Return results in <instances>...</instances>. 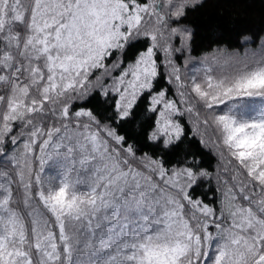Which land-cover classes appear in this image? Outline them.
I'll use <instances>...</instances> for the list:
<instances>
[{"label":"snow or ice","instance_id":"6c2138e0","mask_svg":"<svg viewBox=\"0 0 264 264\" xmlns=\"http://www.w3.org/2000/svg\"><path fill=\"white\" fill-rule=\"evenodd\" d=\"M200 2L0 0V264H264V33L189 75Z\"/></svg>","mask_w":264,"mask_h":264},{"label":"trees","instance_id":"16d2710c","mask_svg":"<svg viewBox=\"0 0 264 264\" xmlns=\"http://www.w3.org/2000/svg\"><path fill=\"white\" fill-rule=\"evenodd\" d=\"M184 23L193 31L190 55L198 58L211 54L218 45L234 47L241 32L264 33V0H201L188 10ZM192 143L209 153V149L198 144L197 138H192ZM205 161L211 166L216 164L210 153Z\"/></svg>","mask_w":264,"mask_h":264},{"label":"rangeland","instance_id":"374dc122","mask_svg":"<svg viewBox=\"0 0 264 264\" xmlns=\"http://www.w3.org/2000/svg\"><path fill=\"white\" fill-rule=\"evenodd\" d=\"M212 54V53H211ZM211 54H208V55H203L201 57H198V58H194L193 61L191 63H189L187 65V68L185 69V71L191 75L193 72H195V70L197 68H200L202 66V63L204 62L205 60V57H210ZM187 119V118H185Z\"/></svg>","mask_w":264,"mask_h":264}]
</instances>
